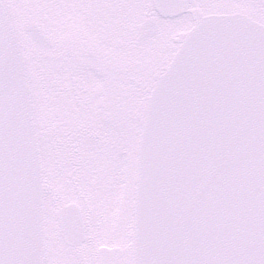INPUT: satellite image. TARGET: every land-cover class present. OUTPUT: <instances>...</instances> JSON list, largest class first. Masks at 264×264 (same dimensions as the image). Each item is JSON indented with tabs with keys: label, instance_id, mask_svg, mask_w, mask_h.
<instances>
[{
	"label": "snow or ice",
	"instance_id": "obj_1",
	"mask_svg": "<svg viewBox=\"0 0 264 264\" xmlns=\"http://www.w3.org/2000/svg\"><path fill=\"white\" fill-rule=\"evenodd\" d=\"M0 264H264V0H0Z\"/></svg>",
	"mask_w": 264,
	"mask_h": 264
}]
</instances>
